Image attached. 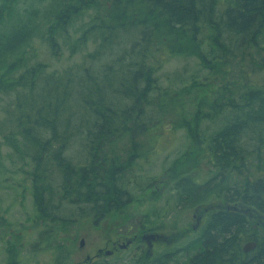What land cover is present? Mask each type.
Masks as SVG:
<instances>
[{
	"label": "trees",
	"instance_id": "16d2710c",
	"mask_svg": "<svg viewBox=\"0 0 264 264\" xmlns=\"http://www.w3.org/2000/svg\"><path fill=\"white\" fill-rule=\"evenodd\" d=\"M19 1L0 0V157L5 146L20 164L12 172L29 183L36 221L22 232L0 211L7 264H23L26 246L66 263L60 235L106 218L109 235H173L171 250L115 264H264V0H35L20 14ZM36 40L56 60L61 44L71 56L92 50L46 72ZM188 58L198 71L161 86L159 70ZM165 132L186 142L151 177ZM165 177L167 195L154 191ZM149 193L140 220L124 212ZM202 206L201 227L184 230L180 215Z\"/></svg>",
	"mask_w": 264,
	"mask_h": 264
},
{
	"label": "rangeland",
	"instance_id": "374dc122",
	"mask_svg": "<svg viewBox=\"0 0 264 264\" xmlns=\"http://www.w3.org/2000/svg\"><path fill=\"white\" fill-rule=\"evenodd\" d=\"M31 4L35 7L38 6L35 0H20L16 6V9L19 14L23 13L24 9L26 7H29V5ZM46 4L47 3L43 2L39 8H41L42 10L44 8L48 9L49 8L48 6L45 7ZM78 22L76 23V25H79ZM71 31L73 34V28H71ZM35 46L38 52V58H36V60H41L49 64L48 68L46 69V72H50L54 69L59 71L71 64L78 63L80 62L82 54L92 50L91 45H88V47L81 53H77L76 55L71 56L69 52V48L61 44L60 47L61 54L59 57L60 59L56 60L49 55L48 50L43 45H41L38 40H36ZM199 67L200 66L198 64V61L194 58L171 59L162 69L159 70L158 76L160 78L159 81L160 85L163 87H167L170 84H173V86H179V82H175V83L171 82V80L175 76V72L179 73L182 77H188L192 73L198 71ZM205 74L206 71L201 72V75H205ZM5 103L6 100L0 101V120L3 114L2 108ZM166 130H167V126H166ZM185 142L186 140L184 139V136L180 132L176 133L175 135L171 134L170 132H167L166 135H164L162 138H160L157 141V145H156L157 153L153 156L152 165L150 166L151 177L157 178L160 175V172L162 170L161 167L162 163L164 165V160H166L167 155H170L168 157L169 161L173 160V158H176L180 154L182 148L184 147ZM1 152L2 153L0 157V211L3 210L7 212L8 217L11 220L17 221L18 225L19 224L23 225V227L25 228H21L22 232H28L31 227H34V223L36 221V217L34 216L35 215L34 211H32L31 199L28 194V191L26 189H23L24 187H28L29 183L22 181L23 178L22 175L15 174L12 172L14 170L13 167L14 166L18 167L20 164L14 162L11 152L8 150V148L2 146ZM166 180L167 178H164V181ZM162 187L163 185L159 184L156 186V188H154V191L161 193ZM149 195L150 193L147 195V199L143 197L145 200H143L142 202L139 201L131 202V204L124 209V212H126L127 214H136L135 216L137 217V220H140L139 215L152 205L153 201L149 199L148 197ZM200 208L201 209L198 210H194V208L189 209L187 211H184L180 215L179 217L180 224L182 223L184 225L185 224L187 225L184 228V230L187 228L190 229L191 227H193V229L196 230L197 228L200 227L201 217L198 216V214L201 213L202 216V211H203L202 209H204L205 206H202ZM114 219H116V217ZM114 219L113 221H115ZM110 220L112 219L106 218L100 221L96 225L91 223L89 220L78 221L77 223L72 225L71 230H69V232L63 235L61 234L60 236L66 237L67 243L72 246V253L70 256V260L66 261V263L63 262V264H86L85 262L88 260L85 257L87 255L92 256L95 254L97 249H103L109 238L120 237L121 235H119L118 233L109 235L106 232V228L112 224L109 222ZM256 224H259L258 221H256ZM181 231L183 230H180L179 232ZM158 233L162 237L173 236L171 234L172 232L168 230L158 231ZM262 233H264V231H262ZM123 235L131 236V234L129 235L123 234ZM19 237L20 240L22 237L21 241L23 243L26 238V234H23L22 236ZM33 238H34L33 235L27 237L28 242H30L31 240L33 241ZM80 241L83 242L81 247H79ZM181 242L182 241H180L177 244L176 246L177 250H175L176 252L175 260L179 259L180 262H182L185 258L184 256H182V253L178 251L181 250V246H180ZM171 244L172 243L167 245V243L164 241H161L159 243L158 242L154 243L151 251L152 252L151 257L156 255L158 252H162L163 250H165L166 252L171 250ZM2 246L3 244L0 242V264H7L6 260H4V253L2 250L4 246L3 248ZM121 250L122 249L119 248L117 252L109 256L103 255L104 257L102 258V260H104L105 262L108 261L111 264H115L116 262L126 263V261L129 260L130 257L135 256L138 253V250H135L134 248L127 249L126 251H121ZM52 255H54V253L50 251L42 252L34 258L33 254L31 255V253L28 251V247L26 246L25 250H23L22 252V260H23V264H52L53 263Z\"/></svg>",
	"mask_w": 264,
	"mask_h": 264
},
{
	"label": "flooded vegetation",
	"instance_id": "af4514ba",
	"mask_svg": "<svg viewBox=\"0 0 264 264\" xmlns=\"http://www.w3.org/2000/svg\"><path fill=\"white\" fill-rule=\"evenodd\" d=\"M165 173L167 174V171ZM165 178H167V177H165ZM166 184H167V180L163 184L162 190H165L166 191V195H167V187H166ZM154 188H156V186ZM198 209H201V208H194V210H198ZM202 210H203L202 211V216H201V213L198 214V216H200L202 218V220L200 218V221H201L200 222V227L202 225L201 223H203V221L205 220L206 214L208 212L207 211L208 209H206V208H204ZM85 220H88V219H85ZM89 221L92 223V220L91 219H89ZM194 226H195V224H194ZM191 228H192V231H197L199 229V228H197L196 230H194L193 227H191ZM155 232H157V231H154V232H150V231L143 232L138 237H137V235H132V234H131V236H124L123 234H121L120 237H114V236H112L114 238H109L108 241L106 242L105 246L103 247V249H97L96 252H95V254L92 255V256L87 255L85 258L88 261H86L85 263L86 264H93L97 260H102V258L104 257L103 255H106V252L107 251H110L111 253H109V255H112L113 253L117 252L119 250L120 246L122 244H124L128 240H131V242L127 245L126 248H123L121 251H126L127 249L134 248L135 250H138V251L139 250H144V252L146 254H148L149 257H151V255H152V252L151 251H152V248H153L154 243H157V242L159 243L161 241H164V242L167 243V237H165V236L162 237L159 241L152 242L151 248L148 247V245H147V243L145 241H143V242L141 241V236L143 234H149V233H155ZM121 238H122V240H121ZM139 245H141V249L139 248ZM109 255H106V256H109Z\"/></svg>",
	"mask_w": 264,
	"mask_h": 264
},
{
	"label": "water",
	"instance_id": "95a60500",
	"mask_svg": "<svg viewBox=\"0 0 264 264\" xmlns=\"http://www.w3.org/2000/svg\"><path fill=\"white\" fill-rule=\"evenodd\" d=\"M161 238H162V236H161L159 233H149V234H143V235L141 236V241H142V242L145 241V242L147 243L148 247L151 248V246H152V242L159 241ZM130 242H131V240L126 241L124 244H122V245L120 246V248H121V249L126 248L127 245H128ZM82 243H83V242L80 241V243H79V247L82 246ZM255 247H256V243H255L254 241H248V242H246V243L243 244V246H242V251H243L244 253H248V252L254 250ZM109 253H111V252H110V251H107V252H106V255H109Z\"/></svg>",
	"mask_w": 264,
	"mask_h": 264
},
{
	"label": "bare ground",
	"instance_id": "6f19581e",
	"mask_svg": "<svg viewBox=\"0 0 264 264\" xmlns=\"http://www.w3.org/2000/svg\"><path fill=\"white\" fill-rule=\"evenodd\" d=\"M193 249V248H192ZM201 249V248H200Z\"/></svg>",
	"mask_w": 264,
	"mask_h": 264
}]
</instances>
